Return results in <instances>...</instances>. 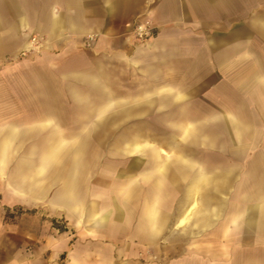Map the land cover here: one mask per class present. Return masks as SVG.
Instances as JSON below:
<instances>
[{
	"label": "crops",
	"instance_id": "obj_1",
	"mask_svg": "<svg viewBox=\"0 0 264 264\" xmlns=\"http://www.w3.org/2000/svg\"><path fill=\"white\" fill-rule=\"evenodd\" d=\"M139 18L151 19L155 34L132 46ZM32 32L47 35L59 52L56 63L46 53L38 73L17 67L26 109L0 75V170H14L9 190L25 200H46L55 186L53 203L87 222L88 232L103 229L108 249H121L118 257L73 254L66 264H264V0H0V57L25 48ZM89 36L87 55L79 45ZM65 58L78 64L65 65ZM64 97L88 111L71 136L94 135L97 120L121 127L167 121L169 137L198 138L201 152L215 161L184 152L180 159L155 155L142 162V171L121 184L137 188L121 187L113 222L124 231L112 241L110 209L99 215L95 202L85 205L95 198L86 150L79 142L64 144ZM135 130L125 135H142ZM138 148L126 146L127 152ZM165 180L183 185L178 207L160 204L177 200L160 192ZM183 221L187 240L180 246L161 240L175 237ZM208 231L215 240L191 241ZM59 240L57 249L69 248V238ZM177 247L187 252L159 257L160 248ZM149 249L155 252L146 256Z\"/></svg>",
	"mask_w": 264,
	"mask_h": 264
},
{
	"label": "rangeland",
	"instance_id": "obj_2",
	"mask_svg": "<svg viewBox=\"0 0 264 264\" xmlns=\"http://www.w3.org/2000/svg\"><path fill=\"white\" fill-rule=\"evenodd\" d=\"M139 25H145V30L142 36L138 30ZM155 25L151 19L139 18L134 24L131 32V45L142 44L150 40L155 34ZM93 37L85 38L79 45V48L84 50V53L90 54ZM58 49L51 46V40L47 35L32 32L26 39V47L19 50L15 54H7L0 57V75H5V90L11 92L20 104L22 109H26L21 91L17 90V78L19 74L16 71L20 70L18 66L30 65L34 73L39 72L42 65L43 56L48 53L52 63H56L55 58ZM87 54V55H88ZM103 59V58H101ZM65 60V65L78 64L77 62ZM68 62V63H67ZM74 62V63H73ZM50 64V62H47ZM42 67V66H41ZM36 69V70H35ZM34 78V76H33ZM18 91V93L16 92ZM119 91V89H117ZM13 93V94H12ZM64 97L62 106V115L64 117V137L65 143L79 142L86 150L83 154L84 160L91 164L92 169L89 171L91 176V185L89 186L90 193L94 194L95 198L90 197V200L85 202L86 206L92 205L95 202L99 206V215L103 214V208L110 209L111 212V229L112 241H118L121 231H124L120 224L113 221L119 220L118 195L121 193L123 183L130 182L126 180L129 176H134L142 171V162H150L156 159L155 155L160 156V160L170 161L172 159H180L186 153L189 157L201 158L208 163H214L215 157L210 153L201 152L198 138H195L190 143L185 141L183 137L172 138L168 134L167 121L145 120L141 122H121L112 120L106 122L97 120L94 127V135L88 136H71V133H78L77 128H82L83 121L78 120L88 112L85 106L77 104H69ZM28 108V107H27ZM74 114V121L68 120L69 114ZM118 117V114L116 115ZM189 125V123H188ZM137 132L142 133L139 137L125 135ZM122 128V129H121ZM133 128V129H132ZM124 129V130H123ZM82 133L81 131H79ZM38 141V139H37ZM132 143L139 145V151L127 152V144ZM144 148V149H143ZM156 150V153L145 150ZM144 150V151H143ZM22 153H17V159ZM12 164V163H11ZM12 168L0 170V264H9L15 261V264H66L74 255L79 257L87 256V253L96 252V256H101L105 252H111L115 256H119L121 249H108L109 245L104 242H109L107 238L102 239L103 229H97L95 232H88L87 222L79 221L75 214H72L67 209L52 202V198L57 192L55 186L49 187V192L46 200H25L23 194L10 192L7 184V178L12 173ZM18 172V169L16 170ZM128 174V175H126ZM127 190L132 192L136 186H128ZM140 191H151L150 185H140ZM161 193H173L176 195V201H161L160 204L164 208L178 207L182 202L181 198L183 185L168 184V181L161 182ZM139 190V189H138ZM111 194L115 200H102ZM94 199V200H92ZM208 203V202H204ZM197 207V202H194L192 208ZM98 209V208H97ZM187 214V213H186ZM187 220V219H186ZM187 221L180 222L176 227L175 237H164L161 240H173L177 246H180L183 241L187 240V233L181 230L184 228ZM108 228V227H107ZM181 230V231H180ZM180 232V235H178ZM64 233V234H62ZM122 235V234H121ZM221 234H218L220 237ZM224 237L228 235L223 234ZM69 238V248L60 251L57 249L61 238ZM117 237V238H116ZM214 231H208L200 237H194L191 241H209L216 239ZM222 237V236H221ZM90 242L97 243L95 246L89 247ZM106 245V246H105ZM107 247L106 249L104 247ZM155 250H144L146 256H151ZM159 257L179 256L187 252V248H160ZM142 256V255H141Z\"/></svg>",
	"mask_w": 264,
	"mask_h": 264
},
{
	"label": "built area",
	"instance_id": "obj_3",
	"mask_svg": "<svg viewBox=\"0 0 264 264\" xmlns=\"http://www.w3.org/2000/svg\"><path fill=\"white\" fill-rule=\"evenodd\" d=\"M145 25H139L138 26V30H139V32H140V35L142 36V32L145 30Z\"/></svg>",
	"mask_w": 264,
	"mask_h": 264
}]
</instances>
